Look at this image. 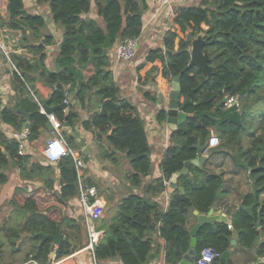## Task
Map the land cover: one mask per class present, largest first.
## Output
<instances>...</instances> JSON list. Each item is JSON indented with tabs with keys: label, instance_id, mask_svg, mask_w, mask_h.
<instances>
[{
	"label": "trees",
	"instance_id": "1",
	"mask_svg": "<svg viewBox=\"0 0 264 264\" xmlns=\"http://www.w3.org/2000/svg\"><path fill=\"white\" fill-rule=\"evenodd\" d=\"M35 3L48 7L53 24L62 32L56 68L51 71L45 66V46L53 42V37L44 32V17L27 12L23 0H7L8 23L0 18V26L20 32V44L31 58L9 55L17 71L14 89L18 101L0 110V121L20 131L25 121L17 109L25 108V102L30 103L28 141L38 138L40 128L48 120L40 114L27 89L35 80L55 87L50 99L52 104L60 105L72 96L82 110L89 112L94 98L99 110L93 111L82 123L84 129L93 132L97 141L107 143L111 150L108 158L112 159L115 152L123 155L129 169L124 179L130 188L144 186L142 196L131 193L124 197L112 219L100 225L104 235L94 247L96 261L148 264L157 234L163 244V264L180 262L190 244L192 212L206 214L218 206L224 194L223 173H212L205 165L192 166V176L178 178L177 185L183 191L175 190L169 195L165 211L154 198L166 191L165 183L183 169L186 161L196 158L195 147L204 146L214 134L219 146L209 150V154L226 156L235 170L247 173L250 191L240 202L243 207H252V212L224 206V212L230 216V228L219 221L201 226L196 236L195 258L206 247L220 255L228 251L235 233L236 245L226 264H234L232 255L241 249L253 251L256 258L263 260L257 264H264V97L260 96L264 89V0H202L197 7H180L174 11L173 24L183 38L169 31L164 37V51H150L144 63L160 62V74L169 83L179 77V110L188 117L170 133V145L159 164L161 177L148 183L144 179L150 175L152 165L144 122L130 102L120 99L108 71L107 55L117 43L140 37L146 9L144 0H35ZM189 34L202 35L206 42L210 77L200 68L188 67ZM88 67L93 68V74L84 80L82 71ZM158 72L157 67H151L143 81L138 79L140 84L154 82L151 76ZM226 97L243 102L241 111L236 105L230 109L219 105ZM249 101H262V108L257 113V122L248 131ZM63 118L59 115L58 121L62 123ZM76 119L74 113L67 115L69 124ZM165 119L166 113L160 110L158 122ZM245 138L247 144H244ZM56 167L60 179L57 200L63 204L77 196L78 176L82 172L76 170L71 156L60 159ZM8 168L17 170L19 177L26 181L42 178L46 188H51V168L30 164L28 157L19 155L17 142L0 130V188L8 181ZM24 192L20 189L10 199L11 206L26 215L23 224L20 228L0 229L12 245L22 233L33 237L38 233L54 235L63 219L60 208L47 207L40 211L33 194ZM76 230L78 237L81 236L82 228L78 226ZM50 242L46 240L33 249L32 252L36 251L32 253L33 260L38 264H49ZM74 251L70 241H63L57 247L55 259ZM212 264H219V259Z\"/></svg>",
	"mask_w": 264,
	"mask_h": 264
},
{
	"label": "crops",
	"instance_id": "2",
	"mask_svg": "<svg viewBox=\"0 0 264 264\" xmlns=\"http://www.w3.org/2000/svg\"><path fill=\"white\" fill-rule=\"evenodd\" d=\"M202 0H170V9H162L150 0H144L146 9L142 15V32L139 37L138 47L134 57L129 62L118 61L115 56L114 45L108 50L107 55L110 65L108 71L112 75L116 88L119 90L120 99L130 102L136 114L143 120L146 139L150 149V162L152 165L151 173L144 179V183H148L152 179L161 177L159 164L164 157L167 148L170 145L169 137L171 130L168 128L166 119L164 122H158L157 115L160 110L167 113L171 83L164 79L161 74V63L155 61L153 63H144L145 57L150 51L162 50L164 51V37L170 32H175L178 38H183L177 26L173 24L174 11L180 7H197ZM24 6L30 14L41 15L46 21L44 32L48 30L53 37V42L45 46L46 59L45 66L54 71L56 68V57L59 48V43L62 38V32L58 29L53 22H47V18H51L50 11L46 5L37 6L35 0H23ZM172 10L173 14L169 13ZM94 15V10L92 12ZM0 18L8 23L7 0H0ZM20 32L9 30L5 26H0V40L5 44L9 55H22L31 58L25 48L20 44ZM43 41V40H42ZM41 41V42H42ZM43 44V43H42ZM178 39L175 41V48H177ZM144 66L138 70L140 65ZM151 67H157L159 72L151 77L154 82H148L145 85L140 84L139 78L143 81L146 72ZM15 71L10 66L9 62L1 57L0 58V110L4 107H12L17 101V94L15 92ZM84 80L93 74V68L88 67L82 71ZM54 87V86H53ZM28 89V92L35 102L34 97L39 101L40 114L46 117L43 110L42 101L46 102L47 107H55L59 104H52L50 99L55 90L45 83L35 80ZM65 89H68L66 87ZM146 95H149L146 97ZM153 98V100L149 99ZM94 103L89 104V112L82 110L77 99L72 96L68 97L65 101L67 107L64 110H55L52 114L57 120L59 115L64 118L62 120V135L67 142L68 148L73 152L74 156L82 159L84 165L81 168L80 181L82 184H93L96 188L98 196L102 199L104 208L101 218L99 219V227L103 222H109L115 212L117 204L131 193L143 195V185L140 188H130L129 184L125 181L124 177L129 172L127 163L122 154L115 152L114 156L108 158L107 155L111 151L110 147L103 140L97 141L95 134L90 130L84 129L82 123L86 121L93 111L96 109ZM36 103V102H35ZM25 108L20 110L29 113L30 103L25 102ZM18 110V109H17ZM69 113L77 115V119L73 124L64 126ZM167 116V115H166ZM47 118V117H46ZM68 122V121H67ZM28 124V123H27ZM49 125V126H47ZM27 126V125H26ZM23 129V128H21ZM0 130L8 137L16 132L10 126L3 124L0 121ZM52 127L47 121L46 125L39 130V136L36 140L29 142L27 140L25 155L28 157L30 164H39L43 167L51 168V188H46L42 178H35L30 181L23 180L19 177L18 171L11 168L7 173L8 181L0 188V229L7 228H20L24 222L26 215L24 212L14 208L10 204V199L18 190H23L28 194H33L37 201V206L40 211L45 210L47 207H58L61 209L63 219L58 226V231L63 235L65 240L70 241L75 251L68 256L62 257L64 259L70 257L68 260L73 264H92L90 252L85 250L86 246V231H84L85 219L79 206L77 196L71 197L65 203H59L57 198L60 195V179L59 170L56 164L47 163L43 156L42 150L48 139L53 136ZM203 156L206 161L202 164L205 165L208 171L219 174L223 173L224 194L220 199L217 207L213 208L214 215L225 216V223L230 226V216L224 212V206L230 209L238 208L241 205V198L250 191V186H242L241 177L246 178L247 173L244 171H237L233 167H229L231 161L228 157L213 154L210 156L209 151H205ZM115 159V161H113ZM222 165H227L228 169H224ZM232 165V164H231ZM201 166V167H202ZM200 167V168H201ZM199 168V167H198ZM29 169V167H28ZM189 176H192L189 170ZM168 182L165 183L167 187ZM179 188V186L177 185ZM24 192V193H25ZM169 195L166 191L157 198V201L162 210L165 211L168 205ZM194 212V211H193ZM192 212V217L189 221L190 228L197 222L196 216ZM82 228V234L78 237L77 227ZM84 227V228H83ZM102 230V229H100ZM27 233H22L18 236V240L12 245L4 238L3 231H0V243H2V253L0 255V264H38L33 260V249L40 246V237H26ZM30 235V234H29ZM73 236V238L71 237ZM75 237V238H74ZM51 243V242H50ZM55 247L52 259H49V264L56 261ZM162 249L163 244L154 236L153 252L148 264H163L162 262ZM234 250V249H233ZM231 251V253L233 252ZM231 257V254H230ZM58 259V260H60ZM234 264H257L262 262V259L256 258L253 251L238 250L232 255ZM98 264H122L119 260H108L98 262Z\"/></svg>",
	"mask_w": 264,
	"mask_h": 264
},
{
	"label": "built area",
	"instance_id": "3",
	"mask_svg": "<svg viewBox=\"0 0 264 264\" xmlns=\"http://www.w3.org/2000/svg\"><path fill=\"white\" fill-rule=\"evenodd\" d=\"M154 4L158 5L162 9H170V0H150ZM170 14H173L172 10H169ZM139 38L127 39L123 42L117 43L115 47V56L118 61L129 62L135 55L136 49L138 47ZM0 50L10 66L17 73L13 63L9 58L8 51L5 44L0 40ZM36 104L40 107L39 101L34 97ZM236 105V98L226 97L223 103L224 109H230ZM47 120L52 127L53 136L48 139L42 150V156L44 160L49 164H56L60 159L66 156H71L73 159L76 170L78 171L84 165L82 159L73 155V152L68 148L67 142L64 139L61 129L62 124L55 118L53 114H46ZM29 136L28 126L16 131L11 135V138L17 142L18 153L21 156L25 155L26 144ZM219 146V139L214 134H211L207 143L206 151L215 149ZM77 200L79 206L81 207L86 228V246L85 250L90 252L92 264H97L94 257V247L103 238L104 231L96 230L94 222L99 220L103 213L104 204L102 199L98 196L97 190L94 186H86L81 183L80 176H78V194ZM230 228V226H228ZM71 257V256H70ZM64 258L60 260H54L51 264H73L69 262V258ZM220 254H218L214 249L206 247L199 253V256L194 259L192 264H212L215 259H219Z\"/></svg>",
	"mask_w": 264,
	"mask_h": 264
},
{
	"label": "water",
	"instance_id": "4",
	"mask_svg": "<svg viewBox=\"0 0 264 264\" xmlns=\"http://www.w3.org/2000/svg\"><path fill=\"white\" fill-rule=\"evenodd\" d=\"M52 19L47 18V22L51 23ZM47 34L50 32L47 30ZM188 42L190 43V61L188 64V67H196L204 70L208 77H210V70L211 66L209 65L210 60L208 58L207 52L205 50L206 42L203 39L202 35H197L196 37H192L190 34L187 36ZM44 44V41H42ZM59 51V48H57ZM51 89H53V86H50ZM170 101L166 113V123L168 128L172 131L175 130L186 118L188 117L185 113L179 110V103H180V85H179V77H175L171 81V92H170ZM225 102V99H223L219 105H222ZM43 103V110L45 114H52L55 110H64L67 107V103H62L60 105H57L55 107H47L46 102L42 101ZM218 105V106H219ZM18 113H20L24 118V124L22 128H25L29 119L30 114L25 113L24 111L18 109ZM49 126V125H47ZM64 126H68L67 119L64 122ZM197 151L196 158L186 161L184 163V167L182 170L176 172L172 177L170 178L167 187H166V193L168 195L172 194L175 190L183 191L182 188L177 187V181L180 176L189 174V170L192 166L195 167H201L202 164L206 161V158L203 156L204 152L206 151V144L204 146H200L199 144L195 147ZM239 209L244 210L248 213L252 212V207H243L240 206ZM193 214L196 216L197 222L189 229V235H190V244L188 250L183 254L180 262L178 264H192L195 259V247H196V236L201 228V226L212 223L215 221H219L222 223H225L226 217L225 216H219L214 215V210L210 209L208 213L206 214H200L197 211H194ZM40 237V245L46 241H51L50 246V255L49 259L53 258L55 247L58 246L63 241H66L62 234L59 233L57 230L54 235H45L43 233L37 234ZM26 237H31L29 234H25ZM237 235L234 233L232 235V239L230 241L231 248L220 255L219 257V264H226V261L229 259L231 251L234 249V246L236 245Z\"/></svg>",
	"mask_w": 264,
	"mask_h": 264
},
{
	"label": "rangeland",
	"instance_id": "5",
	"mask_svg": "<svg viewBox=\"0 0 264 264\" xmlns=\"http://www.w3.org/2000/svg\"><path fill=\"white\" fill-rule=\"evenodd\" d=\"M260 96L264 97V89L262 91H260ZM243 104H244L243 102L236 99V107H237L238 111H241ZM247 104H248V107L250 108L249 111L251 112V115L246 120V123L248 124V131H249L252 128V126H254V124L257 122L256 117H257V113L262 108V101H259L257 103H254L253 101H249ZM244 140H245L244 144H247V142H246L247 138H245ZM228 161H230V160H228ZM222 166L225 170L228 169L227 165H222ZM229 167H232V165L230 164ZM10 169L11 168H8L6 170V172L7 173L10 172ZM241 179H242L241 183L239 182L240 185H242V186H244V185L248 186L249 185L250 186V182L247 183L246 178L241 177ZM99 223H101L100 220H97L94 222L96 230H100V227L98 225ZM85 231H86V228H85ZM97 264H98V261H97Z\"/></svg>",
	"mask_w": 264,
	"mask_h": 264
}]
</instances>
